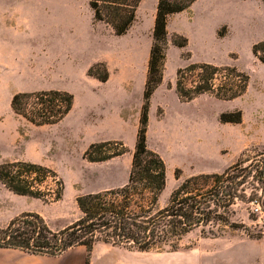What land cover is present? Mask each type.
<instances>
[{
    "label": "rangeland",
    "instance_id": "374dc122",
    "mask_svg": "<svg viewBox=\"0 0 264 264\" xmlns=\"http://www.w3.org/2000/svg\"><path fill=\"white\" fill-rule=\"evenodd\" d=\"M155 7L156 0H142L132 26L124 35H115L92 19L87 0H0V163H41L54 169L64 184L62 198L45 203L14 194L0 183V225L31 211L51 229H62L80 215L78 195L126 181ZM168 32L185 35L188 44L180 49L169 41L164 81L150 99L147 146L159 153L167 168L161 201L181 179L221 172L243 154L264 147V64L251 52L252 45L264 39L261 0H202L193 9L171 15ZM187 51L189 60L181 57ZM191 61L237 66L249 76L247 90L231 100L202 94L179 101L170 86L176 69ZM96 62L106 66L105 82L87 75ZM51 88L74 96L71 111L57 124L36 126L10 109L13 94ZM237 111L240 123L220 121ZM105 140H120L129 150L102 162L83 158L90 143ZM176 168L181 169V179L173 176ZM237 217L258 228L243 208ZM129 251L138 264H264V237L249 238L240 230L218 237L193 232L177 250Z\"/></svg>",
    "mask_w": 264,
    "mask_h": 264
},
{
    "label": "trees",
    "instance_id": "16d2710c",
    "mask_svg": "<svg viewBox=\"0 0 264 264\" xmlns=\"http://www.w3.org/2000/svg\"><path fill=\"white\" fill-rule=\"evenodd\" d=\"M141 1L87 0V3L94 21L106 24L115 35H124L134 23ZM194 1L156 2L139 126L126 181L117 187L78 195L75 201L80 215L62 229H51L39 213H21L0 225V247L55 256L70 247L83 245L89 256L97 243L137 251L177 250L181 241L193 232L218 237L227 231L240 230L249 238L264 237V147L253 155L243 154L221 172L181 179V169L176 168L173 176L181 180L166 200L161 201L167 168L159 153L147 146L150 99L163 80L169 41L180 49L188 44L185 35L176 32L169 35L168 19L187 10ZM261 4L264 9V0ZM251 52L264 64V39L255 42ZM181 57L189 60L191 54L187 51L181 53ZM87 75L105 82L108 71L104 63L96 62L88 67ZM248 83V74L235 65L191 61L176 69L170 87L181 102H189L202 94L231 100L243 95ZM73 104L71 92L51 88L17 92L9 105L16 115L42 126L60 122ZM219 119L240 123L241 112ZM128 150L120 140L92 142L83 152V158L102 162ZM0 183L14 194L45 203L60 200L64 190L63 181L54 169L23 159L0 163ZM239 208L245 210L246 218L254 222L257 229L237 217Z\"/></svg>",
    "mask_w": 264,
    "mask_h": 264
},
{
    "label": "crops",
    "instance_id": "0c3cea01",
    "mask_svg": "<svg viewBox=\"0 0 264 264\" xmlns=\"http://www.w3.org/2000/svg\"><path fill=\"white\" fill-rule=\"evenodd\" d=\"M201 1L202 0H195L188 9H193L197 5H200ZM213 1L219 2L221 0ZM153 21L154 15H151L150 23L152 27ZM163 81L164 76L162 83ZM151 109L152 107L150 106V110ZM134 139L132 140V144L135 142ZM122 184L123 183L112 185L103 189L117 187ZM131 253L132 252L129 250L125 251L122 247L112 246L105 243L95 244L89 256H87V250L83 245L70 247L63 253L55 256L30 254L15 248L0 247V264H86V260H88V264H138V260L134 258Z\"/></svg>",
    "mask_w": 264,
    "mask_h": 264
}]
</instances>
